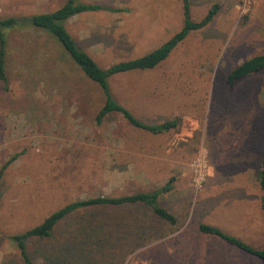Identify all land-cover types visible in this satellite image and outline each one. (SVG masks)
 Returning a JSON list of instances; mask_svg holds the SVG:
<instances>
[{"label": "rangeland", "instance_id": "rangeland-1", "mask_svg": "<svg viewBox=\"0 0 264 264\" xmlns=\"http://www.w3.org/2000/svg\"><path fill=\"white\" fill-rule=\"evenodd\" d=\"M65 1L0 0V17L50 12ZM80 1L121 10L87 12L67 22L104 68L156 49L184 20L182 0ZM190 3L196 20L214 4L220 8L156 68L110 80L115 98L138 118H180L178 130L161 134L133 127L120 113L98 123L101 90L56 39L36 28L9 32L8 85L0 80V264H23L8 236L63 205L151 191L172 177L174 188L161 201L179 224L164 223L141 206L106 208L105 227L117 236L104 248V263L99 254L95 264H263L201 233L198 224L218 225L252 245L264 240L257 181L264 158V70L227 82L237 65L264 53V0H251L246 13L244 0ZM198 162L207 164L203 180ZM129 211L132 222L123 217ZM34 243L30 249L41 264V248L55 246L56 239Z\"/></svg>", "mask_w": 264, "mask_h": 264}, {"label": "trees", "instance_id": "trees-1", "mask_svg": "<svg viewBox=\"0 0 264 264\" xmlns=\"http://www.w3.org/2000/svg\"><path fill=\"white\" fill-rule=\"evenodd\" d=\"M182 3L183 24L170 38L144 55L119 61L107 68L101 67L94 57L78 44L67 29V22L72 17L87 12L121 11L120 9H114L100 3L66 0L60 7L50 12L0 17V80L5 86L8 85L9 32L23 28H36L55 38L64 53L69 56L84 76L100 88L103 105L96 115L98 123H102L106 117L113 113H120L133 127L152 134L178 130L181 124L178 117L166 119L159 123H148L138 118L115 98L110 80L118 74L156 68L171 55L172 51L190 33L208 26L220 8L219 4H214L202 19L196 20L191 14L190 0H182ZM263 70L264 53H261L244 60L232 69L227 75V82L233 85L245 77ZM14 159L12 158L3 166L1 173ZM257 181L261 191L260 206L264 216V158L260 161L257 170ZM174 182L175 178L172 177L165 185L151 191L135 192L117 197L100 195L74 200L50 213L39 224L23 232L9 235L8 239L17 247L23 264H40L34 259L30 249L31 244L35 245L34 242L36 241H51L53 239H56V245L53 247L46 249V246L41 248L39 245L44 250L41 264H95V256L99 254H103L101 262L104 263L106 254L104 248L112 241L113 236H117L115 231H110V227H105L106 223L110 221V214L107 213L106 208L141 206L151 211L160 221L177 225L180 220L179 216L171 212L161 201L163 194L174 188ZM76 214L80 215L76 217L74 216ZM86 215L89 217L85 218ZM123 217L126 218L127 222H132L135 219L130 211ZM70 220H73L74 223ZM66 224L69 225L70 230L64 227ZM118 226H123L121 221L117 224ZM198 229L201 233L218 238L259 259L264 264V240L260 245H252L239 236L228 233L220 226L211 223L201 222L198 224ZM57 234L60 236L58 237Z\"/></svg>", "mask_w": 264, "mask_h": 264}, {"label": "built area", "instance_id": "built-area-1", "mask_svg": "<svg viewBox=\"0 0 264 264\" xmlns=\"http://www.w3.org/2000/svg\"><path fill=\"white\" fill-rule=\"evenodd\" d=\"M251 4V0H244V12L246 13L249 9V5ZM198 168L196 170L198 180H203L207 175V164L204 162H198Z\"/></svg>", "mask_w": 264, "mask_h": 264}]
</instances>
